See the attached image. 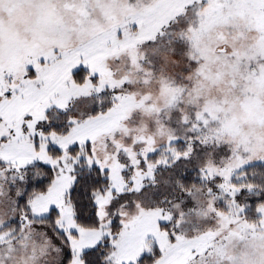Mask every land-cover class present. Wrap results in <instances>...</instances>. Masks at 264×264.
I'll list each match as a JSON object with an SVG mask.
<instances>
[{"label": "snow or ice", "instance_id": "obj_1", "mask_svg": "<svg viewBox=\"0 0 264 264\" xmlns=\"http://www.w3.org/2000/svg\"><path fill=\"white\" fill-rule=\"evenodd\" d=\"M0 264H264V0H0Z\"/></svg>", "mask_w": 264, "mask_h": 264}]
</instances>
